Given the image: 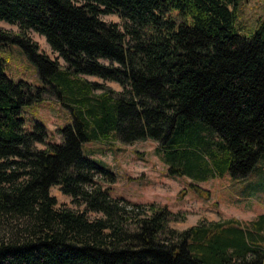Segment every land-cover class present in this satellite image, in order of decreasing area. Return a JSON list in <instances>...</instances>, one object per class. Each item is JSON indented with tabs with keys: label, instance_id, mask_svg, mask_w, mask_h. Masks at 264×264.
<instances>
[{
	"label": "trees",
	"instance_id": "16d2710c",
	"mask_svg": "<svg viewBox=\"0 0 264 264\" xmlns=\"http://www.w3.org/2000/svg\"><path fill=\"white\" fill-rule=\"evenodd\" d=\"M237 1L0 0V22L18 28H0V50L17 44L42 83L11 80L0 57V264H264V214L176 230L182 216L166 206L113 197L114 173L82 149L152 140L171 176L252 172L264 159V19L240 34ZM112 14L121 24L101 19ZM47 97L71 116L58 142L22 115ZM54 186L83 211L59 206Z\"/></svg>",
	"mask_w": 264,
	"mask_h": 264
},
{
	"label": "rangeland",
	"instance_id": "374dc122",
	"mask_svg": "<svg viewBox=\"0 0 264 264\" xmlns=\"http://www.w3.org/2000/svg\"><path fill=\"white\" fill-rule=\"evenodd\" d=\"M105 22L121 24L117 15H104ZM264 19V0H238L235 28L240 34L249 36L257 26V20ZM0 28L12 34L18 28L0 22ZM30 38L36 42L40 51L55 59L45 39L30 31ZM5 61V73L13 81H25L34 87H42L36 66L28 59L22 49L14 43H6L0 50ZM64 66L63 60L59 59ZM85 79L103 84L120 91L118 84L103 82L97 78ZM25 127L30 130L34 121L45 124L49 141L58 142V130L71 123L69 111L54 98H45L22 109ZM157 143L152 140L122 144L115 137L98 143H84V153L109 168L115 175L109 187L113 197H122L135 203H155L166 206L171 212L180 214L181 221L171 223L176 230H185L196 226L200 221L218 222L237 221L242 227L264 214V159L245 178L234 179L229 174L205 182H195L186 176H171L168 165L156 152ZM59 206L83 211L69 196L61 193L57 186L50 189ZM91 215V214H89ZM93 217V215H91ZM264 234V230L262 231ZM264 250V242H263Z\"/></svg>",
	"mask_w": 264,
	"mask_h": 264
}]
</instances>
